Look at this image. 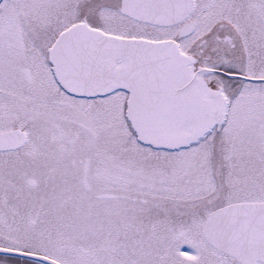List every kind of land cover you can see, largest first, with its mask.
<instances>
[{
  "label": "snow or ice",
  "instance_id": "snow-or-ice-1",
  "mask_svg": "<svg viewBox=\"0 0 264 264\" xmlns=\"http://www.w3.org/2000/svg\"><path fill=\"white\" fill-rule=\"evenodd\" d=\"M0 264H264V0H0Z\"/></svg>",
  "mask_w": 264,
  "mask_h": 264
}]
</instances>
